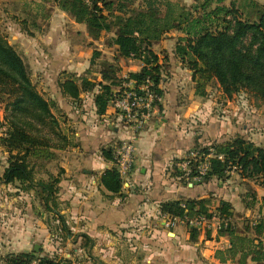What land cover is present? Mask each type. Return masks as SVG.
<instances>
[{"label": "trees", "instance_id": "16d2710c", "mask_svg": "<svg viewBox=\"0 0 264 264\" xmlns=\"http://www.w3.org/2000/svg\"><path fill=\"white\" fill-rule=\"evenodd\" d=\"M46 1L35 2V13L43 19L50 18L57 7L76 23L84 24L92 40L98 41L105 33L112 32L106 44L114 47L116 52L112 60L105 58L100 62L97 72L101 80L88 76L90 71L87 69L80 75L62 72L64 77L58 81L62 94L73 101L79 100L82 92L96 90L93 102L99 115L104 114L125 89L124 83L133 81L139 84L151 78L155 91L162 94L159 87L162 64L152 46L170 31L181 33L176 38L174 54L193 72L197 93H204L199 90L201 80L195 75L200 72L215 77L225 93L247 88L264 102V4L257 0H229L227 3L226 0H193L188 6L178 0H52L54 6L50 12L44 6ZM99 55L100 51L95 50L91 62ZM119 58L139 59L143 66L137 72L121 76ZM0 85L6 90L5 132L0 142L9 153L8 165L0 181L18 182L23 190L34 189L45 209L55 216L59 230L70 234L63 214L56 207L60 177L34 179L37 158L50 149H62L72 144L61 126L66 118L61 116V111L60 116L54 114V110L59 109L56 101L45 98L32 84L27 64L1 34ZM157 108L160 109L161 104ZM193 148L197 156L183 159L189 160L188 167L185 170L176 167L175 174L186 182L194 181L198 163L207 156L208 171L195 182L227 178L232 169L243 179L260 178L259 184L264 187V146L234 136ZM103 153L105 158L113 159L111 148H104ZM100 183L112 194L120 193L123 187L116 167L104 171ZM210 201V198L169 200L161 203L160 209L172 217L202 214L210 217ZM252 204L246 202L244 207L252 209ZM231 208L230 202L225 200L217 206L219 218L223 221L219 224L218 234L226 236L228 245L217 249L215 258L220 263L264 264V195L258 201V216L246 222L243 230H237L227 222L232 215ZM197 231L191 229L194 236ZM78 236L91 240L85 232L78 233ZM34 255L33 251L10 253L3 263L32 264L37 259ZM38 260L40 264H69L66 259Z\"/></svg>", "mask_w": 264, "mask_h": 264}, {"label": "crops", "instance_id": "0c3cea01", "mask_svg": "<svg viewBox=\"0 0 264 264\" xmlns=\"http://www.w3.org/2000/svg\"><path fill=\"white\" fill-rule=\"evenodd\" d=\"M257 1L264 4V0ZM65 16L73 23V29L81 30L85 37L92 40L84 24L76 23L67 13L54 7L50 19L52 23L57 22L58 32L63 31V22L60 19ZM179 35L181 33L178 31H170L152 46L162 64L159 83L162 90L161 108L155 110L140 129L123 120L111 106L104 114H97L93 102L96 90L82 92L77 101L62 94L58 84L59 72L65 70L80 75L90 68L89 62H79L73 57H67L60 65L63 67L59 71H55L58 64L53 63L50 74L40 75L43 76L42 81L50 85L49 88H43L44 91H49L47 95L56 101L59 109L68 116L64 125L73 129L71 134L74 144L64 150L66 162L61 165L65 171L61 173L59 182L58 196L63 204L60 213L64 214L71 224L81 222L82 231L97 240H106V235L112 228L117 229L124 224L146 223L149 230L145 233L151 240H155L153 237L157 238L158 233L164 238L165 233L164 239L171 241L173 246L177 242L180 243L179 247H175L176 255L192 253L201 256L209 252L213 264H228L229 262L220 263L215 258V251L228 245L226 236L218 234L220 218L216 214L209 217L211 226L207 233H200L198 241L193 242L189 240V232L183 230L181 223L175 225L172 230L166 229L168 221L165 218L172 215L162 213L160 209L161 203L169 200L211 197L208 213H212L210 208L213 206L214 195L218 199L215 209L221 200H225L231 204L230 211L249 210L239 200L238 186L229 191L219 182L218 188L213 192L211 183L187 180L184 185L181 181L185 180L174 175L177 170L176 162L182 161L193 147L225 141L232 134H227L226 131L232 132L233 128L227 120L213 122V118H204L203 123H200L201 116L198 115L211 114L209 100L207 102L206 99H200L199 102L203 104L196 108L197 105L193 104L198 101L194 99V93L191 94L193 102L183 103V97L188 93V83L193 85L195 81L193 72L174 54L176 38ZM103 39L105 38L98 40L103 42L99 43L102 46L99 49L101 54L105 53V48L112 49L114 55L115 48L108 46ZM106 59L112 60V57ZM117 62L121 76L137 72L143 66L141 60L133 58H119ZM184 70L189 74L187 78ZM96 79L101 80L99 73H96ZM126 141L132 142L134 162L127 175L121 176L125 179L121 192L112 194L101 185L100 177L107 169L116 167L115 149ZM104 148H111L112 160L105 158ZM200 189L204 192L201 193ZM157 223L160 224V229L154 226ZM7 225L9 228L10 224ZM35 234V231L19 229L9 232V236L17 240H31Z\"/></svg>", "mask_w": 264, "mask_h": 264}, {"label": "rangeland", "instance_id": "374dc122", "mask_svg": "<svg viewBox=\"0 0 264 264\" xmlns=\"http://www.w3.org/2000/svg\"><path fill=\"white\" fill-rule=\"evenodd\" d=\"M228 1L226 0V3ZM35 2L39 1L0 0V34L17 50L27 64L32 84L45 98L51 99L47 95L49 91L43 89L46 86L49 88L50 85L43 82V76L40 75L42 73L50 74L53 63L58 64L56 70L54 69L57 72L63 67L60 65L67 57H73L79 62H89L90 72L88 76L95 79L100 68V62L106 57L111 58L113 52L112 49L103 48L105 53L101 54L100 52V55L91 62L93 52L102 48L99 43L103 42L89 40L82 34L81 30L73 29L71 27L73 23L67 16L60 19L63 22V31L58 32L57 22L52 23L50 18L43 19L42 16L35 13ZM178 2L188 6L193 3V0H178ZM53 3L52 0H47L44 3L49 12L54 6ZM111 35L112 32L102 35L103 38L105 37L103 41L107 42V38ZM46 36L48 37L44 40ZM184 71L187 78L189 74L186 70ZM62 72L65 73V70L59 72V79L64 77ZM195 75L201 80L198 88L204 93L202 95L197 93L195 82L193 85L189 82L188 93L183 97V103L188 104L190 101L193 102L194 99L198 102L200 99L210 101L208 107L211 105V114L201 113L198 115V117L201 116L200 123H203L202 120L206 118H213V122L214 120H227L233 127L232 132L226 131L227 134L232 133L229 138L239 136L247 141H252L258 146H264V102L260 97L247 88L233 93H225L212 75L201 74L200 72H196ZM207 76L208 78H206ZM5 92L4 86L0 85V137L5 132V126L3 125L6 104ZM191 94H194V99ZM198 102L193 104L197 105L196 108L203 104V102ZM59 111L61 110H54V114L60 116L62 111ZM63 115L66 119L68 118L62 112L61 116L63 117ZM62 117L60 121L63 120ZM66 119L65 123H67ZM61 126L64 133L67 134L66 136L71 140L72 144L70 146H72L74 144V138L71 134L73 129L66 124L64 125V123ZM201 146L204 145L198 147ZM66 148L50 149L41 158H37L35 161L32 160L34 161V179L48 180L51 177L59 176L61 181V173L65 171L61 165L66 162L64 160V150ZM187 155L186 157H188ZM8 157L9 153L0 142V178L8 165ZM180 161L176 162V167L181 169L180 164L184 160ZM228 174L229 177L227 178H212L206 183L213 185V192L218 188L219 182H222L229 191L232 187L238 186L240 188L239 200L244 201L243 203L241 201L242 205L244 206L246 202H253V208L249 209L250 211L244 209L235 211L234 209L227 221L237 230H243L249 221L258 216V201L264 195V187L259 184L261 182L260 178L243 179L241 175L232 169ZM174 175L177 174L174 173ZM122 180L125 181L123 178ZM181 182L184 185L186 184V180ZM19 185L18 182L4 183L0 181V264H3L7 254L19 253L20 251L35 252L34 256L37 259L33 262L36 263H38V259H66L69 264H213L209 252H205L201 256H195L192 253L176 255L175 247H179L180 243L177 242L173 246L171 241L164 239L166 237L165 233L164 238L161 233H158L157 238L153 237L155 240H151L150 236L145 233L146 230H149L146 223L124 224L117 229L112 228L107 233L106 240H97L90 237L91 240L89 241L78 236V233L83 232L82 223H72V225L63 214L70 232V234L65 232L63 234L59 230L60 225L55 216L45 209L41 198L34 189L23 190V187L21 188ZM204 189L206 190L205 186ZM58 192L55 201L57 209L61 212L63 204L59 200ZM200 192L203 193L204 190L200 189ZM217 204L218 199L213 195L210 216L216 214L219 217L217 208L215 209ZM165 220L170 222L168 226H165L168 230H172L175 225L180 224V222L174 221L172 217L165 218ZM222 222V220H218L220 225ZM7 224H10L9 228ZM181 225L184 227V231L186 229L189 232V240L193 242L198 241L200 233L204 235L207 231H197L196 236H194L191 233L192 227H189L186 223H181ZM154 226L158 229L161 228L158 223ZM18 229L35 231L36 234L31 240H17L9 236V232ZM35 245H38L37 251H34ZM24 249L25 251H22ZM228 264L232 263L229 262Z\"/></svg>", "mask_w": 264, "mask_h": 264}, {"label": "built area", "instance_id": "2783aa9c", "mask_svg": "<svg viewBox=\"0 0 264 264\" xmlns=\"http://www.w3.org/2000/svg\"><path fill=\"white\" fill-rule=\"evenodd\" d=\"M90 2V0H85ZM125 89L120 95L112 101L111 107L118 113L127 123L134 125L140 129L146 124L150 116L157 110L158 104L162 101V95L155 91V85L151 78H146L143 82L136 84L133 81L124 83ZM134 148L131 141L122 142L118 145L114 152L115 166L120 175L126 176L134 162ZM187 158H194L197 152L191 150ZM221 157V156H220ZM189 160L185 159L181 164V169L185 170L188 167ZM209 163L207 156L197 165V175L193 178L194 181H199L208 171ZM176 222L186 223L189 227L195 228L198 231H206L210 229V218L206 215H195L193 217H172ZM168 222L167 225H169ZM219 229V224L217 226ZM32 264H40L32 262Z\"/></svg>", "mask_w": 264, "mask_h": 264}, {"label": "water", "instance_id": "95a60500", "mask_svg": "<svg viewBox=\"0 0 264 264\" xmlns=\"http://www.w3.org/2000/svg\"><path fill=\"white\" fill-rule=\"evenodd\" d=\"M170 234H172V233H170ZM38 250V245H35L34 246V251H37Z\"/></svg>", "mask_w": 264, "mask_h": 264}]
</instances>
